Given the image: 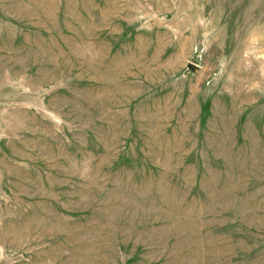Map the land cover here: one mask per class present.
Returning <instances> with one entry per match:
<instances>
[{"label":"rangeland","instance_id":"obj_1","mask_svg":"<svg viewBox=\"0 0 264 264\" xmlns=\"http://www.w3.org/2000/svg\"><path fill=\"white\" fill-rule=\"evenodd\" d=\"M0 264H264V0H0Z\"/></svg>","mask_w":264,"mask_h":264}]
</instances>
